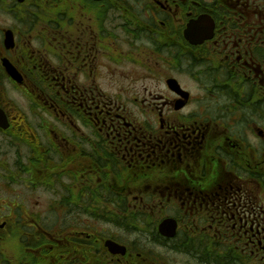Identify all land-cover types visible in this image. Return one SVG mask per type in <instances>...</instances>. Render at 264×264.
I'll use <instances>...</instances> for the list:
<instances>
[{
    "label": "flooded vegetation",
    "instance_id": "obj_1",
    "mask_svg": "<svg viewBox=\"0 0 264 264\" xmlns=\"http://www.w3.org/2000/svg\"><path fill=\"white\" fill-rule=\"evenodd\" d=\"M0 214V264H264V0H0Z\"/></svg>",
    "mask_w": 264,
    "mask_h": 264
},
{
    "label": "water",
    "instance_id": "obj_2",
    "mask_svg": "<svg viewBox=\"0 0 264 264\" xmlns=\"http://www.w3.org/2000/svg\"><path fill=\"white\" fill-rule=\"evenodd\" d=\"M188 22L189 23L186 27L185 34L189 42L195 44L200 43L205 39H211V29L213 27V22L209 19L208 16H200L199 19L190 20ZM199 28H207L208 30L206 32H203L205 34H197V30H199Z\"/></svg>",
    "mask_w": 264,
    "mask_h": 264
},
{
    "label": "rangeland",
    "instance_id": "obj_3",
    "mask_svg": "<svg viewBox=\"0 0 264 264\" xmlns=\"http://www.w3.org/2000/svg\"><path fill=\"white\" fill-rule=\"evenodd\" d=\"M1 215V214H0ZM4 246L2 245V246H0V249H1V252L3 253L4 252ZM3 255V254H2Z\"/></svg>",
    "mask_w": 264,
    "mask_h": 264
}]
</instances>
